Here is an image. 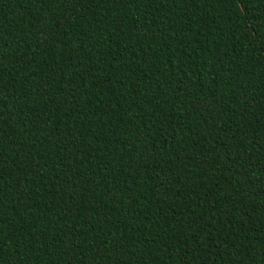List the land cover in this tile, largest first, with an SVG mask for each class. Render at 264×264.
<instances>
[{
  "label": "trees",
  "instance_id": "16d2710c",
  "mask_svg": "<svg viewBox=\"0 0 264 264\" xmlns=\"http://www.w3.org/2000/svg\"><path fill=\"white\" fill-rule=\"evenodd\" d=\"M0 264H264V0H0Z\"/></svg>",
  "mask_w": 264,
  "mask_h": 264
}]
</instances>
